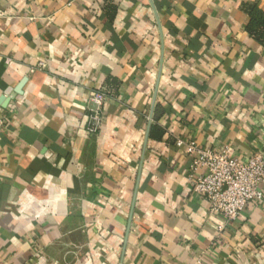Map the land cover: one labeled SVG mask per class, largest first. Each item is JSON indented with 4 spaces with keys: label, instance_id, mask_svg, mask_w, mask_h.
<instances>
[{
    "label": "crops",
    "instance_id": "0c3cea01",
    "mask_svg": "<svg viewBox=\"0 0 264 264\" xmlns=\"http://www.w3.org/2000/svg\"><path fill=\"white\" fill-rule=\"evenodd\" d=\"M252 4L0 0V264H264V200L210 214L175 144L264 149Z\"/></svg>",
    "mask_w": 264,
    "mask_h": 264
},
{
    "label": "built area",
    "instance_id": "2783aa9c",
    "mask_svg": "<svg viewBox=\"0 0 264 264\" xmlns=\"http://www.w3.org/2000/svg\"><path fill=\"white\" fill-rule=\"evenodd\" d=\"M91 100L95 107L89 109L85 131L94 135L100 131L103 121L100 110L103 92L95 91ZM3 124L4 119L0 117V128ZM175 144L184 148L191 188L205 199L210 214L231 222L250 204L264 200V149L241 160L232 157L228 148H206L181 138Z\"/></svg>",
    "mask_w": 264,
    "mask_h": 264
},
{
    "label": "trees",
    "instance_id": "16d2710c",
    "mask_svg": "<svg viewBox=\"0 0 264 264\" xmlns=\"http://www.w3.org/2000/svg\"><path fill=\"white\" fill-rule=\"evenodd\" d=\"M248 9L250 14L248 31L264 43V12L253 4Z\"/></svg>",
    "mask_w": 264,
    "mask_h": 264
}]
</instances>
